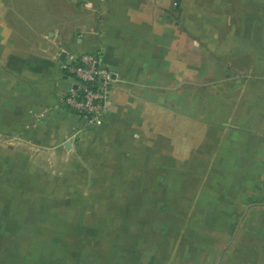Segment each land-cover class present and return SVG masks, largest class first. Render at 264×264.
Listing matches in <instances>:
<instances>
[{
    "label": "crops",
    "instance_id": "obj_1",
    "mask_svg": "<svg viewBox=\"0 0 264 264\" xmlns=\"http://www.w3.org/2000/svg\"><path fill=\"white\" fill-rule=\"evenodd\" d=\"M94 51L114 82L84 128L64 65ZM29 156L89 204L196 205L222 264H264V0H0V178L22 184Z\"/></svg>",
    "mask_w": 264,
    "mask_h": 264
},
{
    "label": "rangeland",
    "instance_id": "obj_2",
    "mask_svg": "<svg viewBox=\"0 0 264 264\" xmlns=\"http://www.w3.org/2000/svg\"><path fill=\"white\" fill-rule=\"evenodd\" d=\"M27 160L22 184L0 178V264L225 261L226 252L212 250L208 229L199 236L196 205L165 214L164 203L155 199L150 205L149 196L107 197L89 204L84 195L91 184H70L68 174L56 167V162L64 163L61 159L47 157L44 173L37 170L34 156ZM93 186L97 193L101 190L99 184Z\"/></svg>",
    "mask_w": 264,
    "mask_h": 264
},
{
    "label": "built area",
    "instance_id": "obj_3",
    "mask_svg": "<svg viewBox=\"0 0 264 264\" xmlns=\"http://www.w3.org/2000/svg\"><path fill=\"white\" fill-rule=\"evenodd\" d=\"M100 56L99 51L71 54L69 62L64 65L74 86L68 89L60 103L83 120L84 128L100 126L109 105V93L114 79L108 70L99 65ZM81 130L71 133V140L77 138Z\"/></svg>",
    "mask_w": 264,
    "mask_h": 264
},
{
    "label": "water",
    "instance_id": "obj_4",
    "mask_svg": "<svg viewBox=\"0 0 264 264\" xmlns=\"http://www.w3.org/2000/svg\"><path fill=\"white\" fill-rule=\"evenodd\" d=\"M63 55H64V54H62V56H61V60H62V58H63Z\"/></svg>",
    "mask_w": 264,
    "mask_h": 264
}]
</instances>
